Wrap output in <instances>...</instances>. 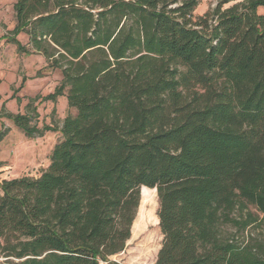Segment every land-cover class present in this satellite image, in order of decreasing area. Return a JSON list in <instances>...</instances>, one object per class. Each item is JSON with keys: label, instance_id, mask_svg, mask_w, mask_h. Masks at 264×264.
Instances as JSON below:
<instances>
[{"label": "trees", "instance_id": "16d2710c", "mask_svg": "<svg viewBox=\"0 0 264 264\" xmlns=\"http://www.w3.org/2000/svg\"><path fill=\"white\" fill-rule=\"evenodd\" d=\"M201 1L17 0L77 115L39 179L0 181L1 264H119L157 194L155 264H264L240 241L264 222V0Z\"/></svg>", "mask_w": 264, "mask_h": 264}, {"label": "rangeland", "instance_id": "374dc122", "mask_svg": "<svg viewBox=\"0 0 264 264\" xmlns=\"http://www.w3.org/2000/svg\"><path fill=\"white\" fill-rule=\"evenodd\" d=\"M241 1L244 0L235 2ZM16 2L0 0V135L6 133L0 139V181L25 177L39 179L50 166L55 147L63 140L59 129L64 120L77 115V110L69 107L67 90L56 100L49 99L60 87L63 73L43 54L34 50L25 31L18 30ZM217 3L218 0H202L194 15H206ZM260 12L264 13V10ZM10 115L30 117L31 127L51 130L45 131L42 137L30 138L16 126ZM141 202L136 220L140 216L143 227L138 229L137 237L132 241L130 239L123 252L110 258L113 262L156 263L164 240L160 221L157 224L160 208L158 194L152 205ZM250 212L260 220L263 217L254 207L250 208ZM240 238V241L250 238L264 241V222L252 226ZM142 248L152 252L149 258L144 257ZM5 260L0 250V264Z\"/></svg>", "mask_w": 264, "mask_h": 264}]
</instances>
